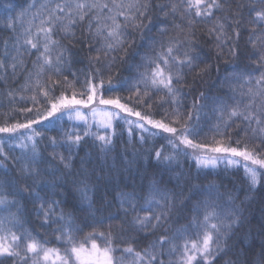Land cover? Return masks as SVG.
<instances>
[{
    "label": "trees",
    "instance_id": "16d2710c",
    "mask_svg": "<svg viewBox=\"0 0 264 264\" xmlns=\"http://www.w3.org/2000/svg\"><path fill=\"white\" fill-rule=\"evenodd\" d=\"M63 2L64 0H52L50 6L54 7L56 3ZM150 2L151 7L148 15L143 19L142 27L126 28L123 33L126 41L124 45L109 51L106 57L103 51V39L89 32L91 17L83 22L77 21L70 30L72 34L68 35L61 31L62 26L58 25L53 39L59 41V46L52 49L51 56L55 61L57 54L63 49L62 70L59 75H55L52 70H46L37 77L33 64L39 52L34 49L29 51L30 46L20 49L23 54L22 66H18L15 71L8 66L13 63L12 56L15 55L13 44L17 34L23 29L19 22L15 30L8 28L7 20L26 10L23 28L29 26V21L32 22L33 39L40 40V51H43V34L38 33L37 29L41 26H49L47 23L41 25V20H44L49 11L43 5L48 4L49 0H0V60L6 65L0 67V126L37 120L38 111L40 115H44L50 105L38 93V88L51 89V81L62 82L67 78L75 88L61 83L52 94L59 95L67 87L66 95L71 98L75 90L78 99L87 98L86 94L80 95L86 89V79H92L97 85L103 80L105 89L108 88L109 77L112 78L114 85H121L111 92L98 89L97 99L92 105L77 106L85 119H76L74 116L76 112L73 111L72 119H69V114L65 113L63 118L56 122L55 127L45 126L43 121L33 125L43 137L35 138L36 151L42 160L40 166L47 170L43 173V180L51 182L58 178V182L64 185L63 188L53 187L51 183H33L34 179L40 178L25 177L21 174L20 169L25 163L23 157L26 153L31 154L32 144L29 142L27 149L21 148L20 145L24 143L22 137L32 135L31 130L20 129L17 133H0V194L7 195L9 201H16L10 206L0 205V221H3L4 227V230L0 231V237H6L7 242H11L13 234L17 237H26L20 242L18 249L21 256L7 259L4 264H44L40 255L25 256L27 237L40 241L45 249L59 250V253L65 257V249L70 251L73 244L66 242L67 237L63 240L57 239L61 233L56 229L62 224L67 226L65 221L69 219L67 214L70 212L73 222L71 235L77 247L81 244L89 246L94 239L103 249L110 238L112 247L116 249L112 253L114 264H129L135 258V252L142 254L144 264H149L150 256L155 257L152 264H180V254L185 241L191 244L197 238L195 228H188L187 232L174 242L179 245L174 254L170 251L171 243L163 246V254L159 246L153 251L151 245L160 236H172L177 230L188 226L193 219V206L197 201H204L206 198L218 205L217 211L225 223H227V215L234 207H240L244 217L242 225L234 230V235L228 240V249L217 254L215 264H226L227 261L236 259L243 261L245 258L253 261L258 257L261 244L264 243L262 236L264 178L255 188H251L242 158L232 157L237 163L231 165L225 158L215 167H198L196 156L204 153L192 147L179 145L180 150L175 153L176 159L170 165L166 162L160 163L156 159L158 150L162 152L161 161L164 156L174 153L169 143L171 134L154 129L151 125H146L150 132H142L135 127V124L131 126L130 132V126L124 119L114 120L113 128L105 130L99 123L101 116H94L93 109L97 113L118 111L114 107L108 109V106L99 104L98 98L103 95L105 99L121 96L125 98L121 100L122 103H128L129 107H134L137 111H145L146 106L135 105L126 99L136 93L138 87L141 96L148 92L151 97L148 102L153 105L151 113L153 119H163L166 112L171 113L177 106L185 117L191 111L190 126L197 129V134L190 137L194 144L214 146L215 141L221 139V133L224 134V139L231 135L233 146L235 141L242 137L249 146L259 143L258 140L249 139L251 129L243 118L229 120V112L237 104H240L243 110V106L251 100L247 95L248 89L251 87L255 90L256 79L264 73V67L255 63L259 56V42L255 48L252 44L253 40H257L264 33V21H257L255 25L250 23L255 12L251 14L249 12L253 3L256 5V10H259L260 0H218L221 3V10H214L213 16L208 20L196 18V23L191 27L187 20L194 17V10L193 17H186L182 21L180 16L184 5L181 4V0H150ZM172 3L180 5V11L176 13L175 19L171 16L165 18L163 11H168ZM33 4L35 7H29ZM9 5L12 7L11 11L6 10ZM158 5L169 7L162 11ZM218 18H224L220 22L225 24L227 36L230 37L228 39L221 37L224 42L219 47H217L216 35H208V29L217 22ZM118 19L119 22H124L123 17ZM64 22L65 24L68 22L67 18ZM177 24L181 27L177 28L175 26ZM95 28L96 24L93 23V32ZM161 28H167L168 31L161 34ZM172 38L183 42L179 52H174L173 55L182 54L188 47L187 39L190 38L192 51L198 56L195 66L189 68L185 65L181 69L183 79L179 83L174 82L173 86L179 89L175 97L177 105L172 103L173 97L167 95L166 89L157 91L150 86L151 72L161 51V45L166 48ZM22 42L23 38H21ZM233 48L237 50L235 55L231 51ZM98 49L101 51L98 52ZM6 51L9 55L4 59ZM97 56L100 57L99 61L96 60ZM205 67L207 70L201 72L200 70ZM97 69H100L99 74L96 72ZM145 73L148 74V87L145 86ZM34 95L38 96L39 103L33 102ZM252 103V110L259 114V106L264 100L257 99ZM26 109H31V113L22 111ZM120 115L134 122L137 120L135 116H129L127 113L121 112ZM165 122L169 121L165 120ZM171 126L179 127L174 124ZM252 127H256L255 122ZM245 129H248L247 136ZM113 130L115 135H112ZM68 132L73 136L78 134L82 137L78 146H69L64 142ZM86 132L89 135H85ZM99 135L112 136V143L106 152L101 151V142L96 139ZM141 136L144 137L143 140ZM53 137L56 139L55 147L52 143ZM60 156L65 158V162L71 160L70 168L64 167L60 162ZM261 172L264 173V170ZM78 174L89 176L88 195L95 210L91 214H89L88 202L81 201L80 193L75 191L76 185L72 183ZM153 174H156L157 179L163 177L160 188L168 189L170 195H175V205L165 206L164 201L157 195L155 199L158 203L151 206V212H170V219L164 227L156 231H152L151 225L148 229H136L132 227V221L137 215L147 214L148 185L153 179ZM177 174L180 176L179 180L175 179ZM209 185L215 186L211 195L208 192ZM29 186L35 189L40 199L24 191V188ZM120 192L134 193L130 203L136 204V211L131 210L130 203L121 205ZM217 192L220 193L219 196ZM52 201H60V203L53 206L54 210L45 222L44 211ZM41 202L45 205L44 209H40ZM62 211L65 214V221L59 220ZM200 216L202 219L203 209ZM101 233L104 234L103 237ZM129 246L134 250L131 255L124 252ZM145 250L148 251L149 256H144ZM3 259L0 257V260Z\"/></svg>",
    "mask_w": 264,
    "mask_h": 264
},
{
    "label": "snow or ice",
    "instance_id": "6c2138e0",
    "mask_svg": "<svg viewBox=\"0 0 264 264\" xmlns=\"http://www.w3.org/2000/svg\"><path fill=\"white\" fill-rule=\"evenodd\" d=\"M52 0H49L48 4L43 5L49 9L48 15L41 20V25L47 23L48 27L41 26L37 29L38 33L43 34V51H40V40L33 39L31 28L32 22L29 21V26L27 28H23L24 18L27 15L26 10H22L17 16L10 17L7 20V27L15 30L17 27V23L19 22L21 28L23 29L20 33L17 34L16 41L13 44V48L15 49V55L12 56L13 63L8 65L13 68V71L18 66L23 65L22 53L20 49L28 48L30 46V50H36L39 52V55L36 61L33 64V67L36 71V76L39 77L46 70H52L55 75H59L62 70L63 65V49L57 54L55 61H53L51 52L52 49L59 46V41L53 39L55 35V29L58 25L62 26L61 31H63L66 35L72 34L70 32L71 28L77 23V21L83 22L86 19L89 20V32L93 35L100 37L104 41L103 51L105 57L107 56L109 51H114L124 45L126 42L124 39V30L131 26L134 29H139L143 25V19L148 15V12L151 7L150 0H106V2H100V0H64L63 3H56L54 7H51ZM181 4L184 5L183 11L181 12L180 19L183 21L186 17H194L187 20L189 27L196 23V18H204L205 20L210 19L214 10H221V3L218 0H181ZM29 7H35V5H30ZM163 11L168 8V5H158ZM65 9L67 11L65 12ZM7 11H11V5L6 9ZM180 11V5L176 3H172L171 7L168 11H163V15L165 18L171 16L175 19L176 13ZM255 12L254 17L250 20V23L256 24L257 21H264V0H260L259 10H256V5L253 3L250 6L249 12ZM107 12V14H105ZM119 17L124 18V22H119ZM65 18H67V23L65 24ZM224 18H218L217 22L212 25L211 28L208 29V35L212 36L216 35L217 47H219L224 41L221 40V37H225L226 39L230 38L227 36L226 26L224 23L220 22ZM96 24V28L93 32L92 24ZM239 23V21H237ZM151 24V21H149ZM177 28L181 26L179 24L175 25ZM161 34L168 31L167 28L160 29ZM239 33L237 32V37ZM21 38H23V42L21 43ZM259 42V56L255 63H257L260 67H264V33L257 40H253L252 44L255 48ZM188 47L182 54L173 55V53H178L183 42L172 38L168 46L165 48L163 44L161 45V51L158 54L155 62V67L152 69L151 77H150V86L155 88L157 91L161 89L167 90V95L173 97L172 103L177 105L178 102L176 100V94L179 89L174 87V82L179 83L183 77L181 75V69L187 65L189 68L195 66V61L198 59V56L195 55L192 51L191 44L192 41L190 38L187 39ZM7 47V42H6ZM98 52L101 49L97 50ZM233 54H236V49L233 48L231 50ZM255 54V53H253ZM9 53L6 51L4 54V59H7ZM20 58V59H18ZM100 57L97 56L96 60L99 61ZM0 67H6L3 60H0ZM207 70V67L201 69V72ZM97 74H99L100 69L96 70ZM31 78V74H30ZM248 81L251 82L250 78ZM52 88L41 87L38 88V93L43 96V98L47 101L50 107L47 108V111L44 115H40V112H37L38 119L37 120H28L26 123H14L6 126H0V133H17L20 129L31 130L32 135H28L26 137H22L24 143L20 145L21 148L27 149L28 143L31 142V154L27 153L23 157L25 160L24 165L21 167L20 172L25 177H36L40 179H34L33 183H51L53 187L63 188L64 185L58 182V178L54 179L51 182H45L43 180V173L47 171L46 169L41 168L42 160L39 157V153L36 151L35 138L42 137V133L37 132L34 128V124H40L41 121L44 122L45 126L55 127L56 122L61 120L65 113L69 114V119H72L71 113L73 111L76 112V119H85L84 116L80 113L77 106H89L94 103L97 99V91L98 89H103L104 91L111 92L114 88L121 87V85L113 84L112 78L109 77L107 83L108 88H104V81L101 80L99 85L93 82L92 79H86V89L84 92H81L80 95L84 96L86 94V99H78L77 93L73 90V94L71 98L66 95L67 87L59 95H53L52 92L54 89L59 86L61 83L67 85L68 87L75 88V85L70 84L67 81V78L64 81H51ZM39 84V81H37ZM256 89L253 88L248 89L247 95L251 97V100L247 105L243 106V110H241L240 104L235 105L231 111L229 112V120L232 118H243V121L247 123L248 128L251 129V136L249 139L258 140L259 143H254L251 146L245 141L242 137L235 141V146L232 144L231 135H228L227 139H224V134L221 133V139L216 140L214 146H210L208 144H194L193 140L190 139L191 136L197 134V129L190 126V121L192 119V113L189 111L187 116L180 111L179 106L173 108L171 113H165V117L161 120H156L152 118V110L153 105L148 102L151 98L148 92H145L143 96L140 95L139 88L137 87L136 93L130 95L126 99L129 102L134 103L135 105L146 106L145 111H137L134 107H129L128 103H122L121 100L125 99L121 96H116L115 98L105 99L103 95H101L99 99V104L104 106H113L114 109L118 111H107L97 113L95 109H93V114L100 115L101 120L100 124L103 125L105 130L113 128V121L116 119H124L125 122L130 126L129 131L131 132V126L135 124V127L140 129L142 132H150L151 130L146 127V125H151L152 128L162 130L163 133L171 134L169 138V143L172 145L174 149V153L168 156L163 157V161H161L162 152H156V159L160 163L166 162L170 165L173 160L176 159V152H178L179 145H185L187 147H192L195 149H199L203 152V155L196 156V164L198 167L207 168L209 166L215 167L218 162L223 161L225 158L228 159V164L237 163L236 160L232 159V157H240L244 161V169L246 177L249 181L250 187L255 188L260 180L264 178V173L261 170H264V103L259 106V114L257 111H253V103L252 101L257 99L264 100V73H261L260 77L256 79ZM145 86H149L148 82V74L145 73ZM203 94H201L202 96ZM147 98V99H146ZM32 100L34 103H39L38 96H32ZM163 100V97H161ZM223 110V109H222ZM28 113H31V109L22 110ZM127 113L129 116H135L137 120L131 121L128 120L127 117L121 116L120 113ZM148 113V114H145ZM168 120L169 122H165ZM87 123V121L85 120ZM253 122H255L256 127H252ZM178 125L179 127H173L171 125ZM227 126V122H226ZM240 127L239 125L237 126ZM248 129H245V135L247 136ZM155 135V133H152ZM85 135H89V133H85ZM115 135V131L113 130V134ZM98 141L101 142V151L106 152L109 146L112 143L111 135H99L96 137ZM143 140L144 137L141 136ZM82 140L80 135L73 136L71 132L66 133V140L64 141L69 146L76 145L78 146ZM178 142V143H177ZM53 147L56 145L55 137L52 138ZM55 157V154H53ZM60 162L64 164L65 168L71 167V160L69 159L65 162V158L60 156ZM163 179L160 176L159 179L156 178V174H153V179L149 181V198L146 200L147 205V214L144 216L137 215L133 218L132 227L136 229H148L149 225H151L152 231H156L165 226V224L170 219V212H159L153 213L151 212V206L158 201L155 199L157 195L161 197L164 201L165 206L175 205L176 197L175 195H170V190L161 189L160 181ZM175 179L179 180V174L176 175ZM89 176L84 174L76 179H73L72 183L76 185L75 191L80 193L81 201L88 202L89 214L92 211H95L92 208L91 197H89ZM11 187V184H9ZM214 185L208 186L209 195H211V191L214 188ZM24 191L29 193V195H33L36 199H40L39 195L35 192V189L29 187H25ZM12 194V193H10ZM59 194V193H57ZM220 193L217 192V196ZM120 203L121 205L130 203L131 198L134 196V193H125L120 192ZM231 199V197H230ZM16 201H9L7 195L0 194V205L10 206L11 204H15ZM60 203V201H52L49 204L48 208L44 211V216L46 218L45 222H47L48 218L51 216L53 212V206ZM243 203V202H242ZM130 207L132 211H136V204L134 202L130 203ZM218 205L210 200L205 199L204 201H197V203L193 206V219L191 223L177 230L172 236L162 235L159 239L151 245L153 251L159 248L161 249V254H163V246L165 244L171 243L170 251L174 254L176 250L179 248V245L174 243L176 240L180 239L188 230V228L196 229L197 238L188 243L186 240L183 245V251L180 254V264H215V259L217 254L222 253L228 249V240L231 239L232 235H234V230L239 228L244 220L243 210L240 207H234L233 211L229 213L226 217L227 223L224 222V219H221V214L217 211ZM45 205L43 202L40 204V209H44ZM203 209V218L201 219L200 213ZM75 210V209H74ZM127 214V209L125 210ZM67 216L69 219L65 221V214L63 211L59 216V220L65 221L67 225H61L57 231L61 233L57 239L63 240L67 237V243L73 244L70 251L65 249L66 255L61 258L59 255V250L56 249H45L40 241L35 238L27 237L25 256L27 254H32L33 256H39L40 253H43V259L45 261L49 260L50 256L55 253L57 259H62V264H72V257L75 256L77 261H80V264H84V254L87 252L88 256L94 257L91 261V264H114V257L112 253L116 251L112 247V240L109 238L106 241V246L101 249L96 240H92L91 249L88 250L85 248L84 244H81L79 247L75 246L72 238L73 231V222L71 220L72 213H68ZM216 221V222H212ZM3 221H0V231H3ZM78 230V229H77ZM103 237V233L100 234ZM264 236V233H262ZM26 237L20 236L17 237L15 234L11 237V242H6V237H0V257H3V260H0V264H4V261L7 259H13L15 257H20L21 252L19 249L20 242L25 240ZM223 240V243L221 241ZM133 248L131 246L124 249V252L131 255L133 254ZM144 256H149L147 250L144 252ZM134 259L129 262V264H144L143 256L140 252L134 253ZM155 260L154 256H150L149 264ZM226 264H264V243L261 244V248L258 254V257L249 261L245 258L243 261L239 259L229 260Z\"/></svg>",
    "mask_w": 264,
    "mask_h": 264
},
{
    "label": "rangeland",
    "instance_id": "374dc122",
    "mask_svg": "<svg viewBox=\"0 0 264 264\" xmlns=\"http://www.w3.org/2000/svg\"><path fill=\"white\" fill-rule=\"evenodd\" d=\"M109 107H113V106H108V109H110ZM110 111V110H109ZM74 116H76V113H75V115ZM197 151H200V150H198V149H196ZM201 152V151H200ZM7 242V241H6ZM85 248L86 249H88V250H90L91 249V245H89V246H85ZM59 255H60V257L61 258H63L64 256H62L60 253H59ZM40 256H41V259H42V262L44 263V264H62V259H57L56 258V255H55V253H53L51 256H50V258H49V260H47V261H45L44 259H43V253L41 252L40 253ZM94 259V257H89L88 256V253L86 252L85 254H84V264H91V261ZM72 264H80V261H77L76 259H75V256H73L72 257Z\"/></svg>",
    "mask_w": 264,
    "mask_h": 264
}]
</instances>
